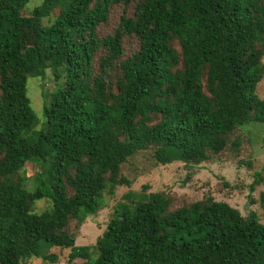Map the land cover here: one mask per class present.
<instances>
[{"label":"trees","instance_id":"trees-1","mask_svg":"<svg viewBox=\"0 0 264 264\" xmlns=\"http://www.w3.org/2000/svg\"><path fill=\"white\" fill-rule=\"evenodd\" d=\"M28 4L0 0V264L58 262L44 244L86 264H264V222L212 197L177 208L129 191L96 243L76 244L107 195L130 186L122 166L139 151L198 165L215 139L264 123V0ZM116 7L118 25L101 36ZM47 70L58 88L37 130L28 80ZM44 199L51 209L36 213Z\"/></svg>","mask_w":264,"mask_h":264},{"label":"rangeland","instance_id":"rangeland-1","mask_svg":"<svg viewBox=\"0 0 264 264\" xmlns=\"http://www.w3.org/2000/svg\"><path fill=\"white\" fill-rule=\"evenodd\" d=\"M42 2L43 0H29L26 10L31 13ZM122 13V7L114 8L109 24L99 30L101 36L112 33ZM57 15L56 11L53 17L45 19L44 24L50 26ZM175 47L180 50L178 45ZM262 65L264 71V56ZM57 88L58 84L51 70H47L43 77H31L28 80V97L38 119L37 130H42L44 126V108L49 103L50 95ZM257 93L264 100V73L258 84ZM237 141H240V146L234 148L233 144ZM212 145L210 160L198 165L179 161L168 165L160 164L155 160V150L152 148L136 153L122 166V174L130 180V186L118 187L114 198L107 195L101 211L86 220L83 231L88 241L85 239L84 242L91 245L96 243L106 230L116 205L129 191L164 193L172 199L174 207L177 208L212 197L218 202L228 203L244 217L256 213L261 222H264L261 204L264 193V123L243 125L231 134L215 139ZM36 171L37 167L29 164L23 175L33 176ZM259 174L262 181L257 184V180H260ZM28 185L32 187L33 183L29 181ZM51 207V201L44 199L35 204L34 211L42 213ZM73 226L71 225V230ZM76 235L77 238L79 235L83 236L82 228ZM78 243L83 245L80 239ZM44 248L45 252L56 255L58 262L32 258L27 264H86L82 259L71 260L70 248L51 244H44Z\"/></svg>","mask_w":264,"mask_h":264},{"label":"crops","instance_id":"crops-1","mask_svg":"<svg viewBox=\"0 0 264 264\" xmlns=\"http://www.w3.org/2000/svg\"><path fill=\"white\" fill-rule=\"evenodd\" d=\"M84 229H83V227H82V232H83V236L81 237L80 235H79V237L77 238V240H76V244H77V246H90L91 244H87L86 242H84L85 241V239L88 241V239H87V236H84V231H83ZM85 235H86V233H85ZM81 237V238H80ZM79 239H80V242L83 244V245H80L79 243H78V241H79ZM94 245V244H93Z\"/></svg>","mask_w":264,"mask_h":264}]
</instances>
